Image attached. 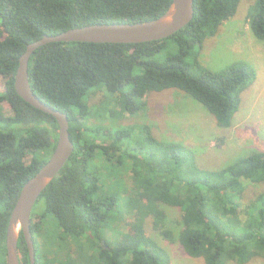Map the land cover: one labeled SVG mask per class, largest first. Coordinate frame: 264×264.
Returning a JSON list of instances; mask_svg holds the SVG:
<instances>
[{"label": "trees", "instance_id": "trees-1", "mask_svg": "<svg viewBox=\"0 0 264 264\" xmlns=\"http://www.w3.org/2000/svg\"><path fill=\"white\" fill-rule=\"evenodd\" d=\"M172 1L0 0V76L5 79L0 90V264H7V227L20 191L58 139L56 118L15 88L27 45L87 24L154 19ZM244 1L194 0L190 23L166 38L50 42L32 54V88L68 114L74 143L71 157L37 202L43 200L45 209L32 213L36 264H171L169 252L147 230L149 218L165 240H178L205 264L264 260V190L249 193L252 184L264 183V150L249 149L221 167L204 166L192 146L159 137L161 124L145 119L148 104L160 99L153 95L175 89L201 102L218 125H233L256 71L245 61L214 71L202 64L201 55L206 40L236 16ZM248 19L264 42V0L251 2ZM162 95L167 100L185 96ZM51 217L59 229L52 240L43 227ZM115 222L124 227L117 242L106 232ZM41 237L49 240L46 250L55 246L50 256ZM18 248L21 264H30L23 234Z\"/></svg>", "mask_w": 264, "mask_h": 264}, {"label": "rangeland", "instance_id": "rangeland-1", "mask_svg": "<svg viewBox=\"0 0 264 264\" xmlns=\"http://www.w3.org/2000/svg\"><path fill=\"white\" fill-rule=\"evenodd\" d=\"M253 0H245L236 16L223 25L219 33L206 40L205 48L201 55L202 64L214 71H220L230 64L245 61L256 71V80L242 93V103L239 111L235 114L234 123L230 128L218 125L216 119L205 106L193 99L190 95L179 90H169L153 95L156 100L148 104L145 119L157 121L161 129L156 130L160 136L167 135L168 138L181 140L192 146L196 152L199 162L204 166L221 167L238 154L249 149L256 148L264 150V42L258 39L250 29L248 19L249 5ZM5 89V79L0 76V90ZM183 93L172 100L163 98V93L173 95ZM168 98V97H167ZM6 112H10L9 103H4ZM146 120V121H147ZM241 153V154H240ZM264 190V183L252 184L249 193L253 194ZM35 211L41 212L45 209V202L41 200L36 203ZM170 216L177 219V214L169 211ZM50 224L43 225L49 238L55 239L59 231L57 221L51 217ZM170 222L168 227H173ZM117 222L107 228L108 237L117 242L119 231L124 229ZM147 230L158 237V242L169 252L171 264H205L202 259H197L186 253L181 243L165 240L159 230H155L153 222L148 219ZM179 237V233H175ZM40 245L46 256H50L55 246L49 243L47 238L41 237ZM72 246V244H70ZM48 253V254H47ZM229 264H238L230 262ZM248 264H264V260L257 258Z\"/></svg>", "mask_w": 264, "mask_h": 264}, {"label": "water", "instance_id": "water-1", "mask_svg": "<svg viewBox=\"0 0 264 264\" xmlns=\"http://www.w3.org/2000/svg\"><path fill=\"white\" fill-rule=\"evenodd\" d=\"M194 12V0H173L168 9L154 19L141 22L87 24L58 34H45L27 45V49L20 57L15 76V88L31 105L56 118L58 139L46 163L23 185L11 212L6 238L7 264H21L18 248L21 234L27 242L30 264H36V247L31 230L32 213L41 194L57 176L74 150L68 114L45 102L32 88L29 75V61L32 54L39 47L50 42L137 43L166 38L189 24Z\"/></svg>", "mask_w": 264, "mask_h": 264}]
</instances>
